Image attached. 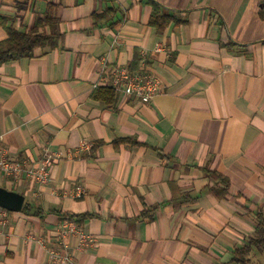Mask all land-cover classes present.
I'll list each match as a JSON object with an SVG mask.
<instances>
[{"label":"crops","instance_id":"obj_1","mask_svg":"<svg viewBox=\"0 0 264 264\" xmlns=\"http://www.w3.org/2000/svg\"><path fill=\"white\" fill-rule=\"evenodd\" d=\"M156 1L181 22L158 31L148 0H0L7 24L56 31L32 56L0 63L2 147L27 165L51 159L44 183L0 173L29 204L0 223V264H60L53 249L75 264H236L254 234L264 214V0ZM137 54L161 81L152 100L95 98ZM66 219L94 242L63 238ZM249 257L261 264L264 252Z\"/></svg>","mask_w":264,"mask_h":264},{"label":"trees","instance_id":"obj_2","mask_svg":"<svg viewBox=\"0 0 264 264\" xmlns=\"http://www.w3.org/2000/svg\"><path fill=\"white\" fill-rule=\"evenodd\" d=\"M148 2L152 9L149 17V24L155 27L158 31H162L170 21L181 22V19H179L177 14L178 11L170 10L156 0H148ZM263 11L264 9L262 12ZM42 21L43 18H40L37 24H40ZM0 23L5 27L7 32V37L0 40V63L32 56L35 47L51 43L53 34H56V31L47 34L40 32L35 28L31 31L18 30L12 24H7V19L4 16H0ZM141 60L142 57L137 54L132 63L129 64L130 69H139ZM117 93L118 92L110 84H106L96 87L93 96L103 102L114 103ZM128 139L129 138H123L120 139V141ZM130 140L133 141V139ZM225 181L226 179L222 180L224 186L215 187V192L218 196H224L227 193L228 184L227 181ZM28 209L29 204L24 203L21 210L27 211ZM247 241L248 242L245 243V245L235 249V255L230 262H235L236 264H248L250 261L249 256L253 249L258 250L259 252H264V214L261 212L257 214L254 234L250 236Z\"/></svg>","mask_w":264,"mask_h":264},{"label":"built area","instance_id":"obj_3","mask_svg":"<svg viewBox=\"0 0 264 264\" xmlns=\"http://www.w3.org/2000/svg\"><path fill=\"white\" fill-rule=\"evenodd\" d=\"M160 82V78L147 69L144 64H141L137 70L130 69L129 65H116L111 71L110 85L117 92L124 94L126 97H134L144 103L151 101L154 95L159 92ZM88 146L85 141L80 143V149H86ZM50 160V155H47L35 166L11 159L2 147V136L0 135V173L5 177L17 179L22 173L27 172L38 182L44 183L49 177L48 166ZM83 193V187L77 185L75 194L81 195ZM7 214V209L0 207V223L5 224L7 222ZM76 232L79 235V247L93 243L95 240L92 235L79 231L75 222L70 219H66L60 227V234L63 238ZM50 255L53 261L57 263L75 264L72 255L66 251L53 249L50 251Z\"/></svg>","mask_w":264,"mask_h":264},{"label":"water","instance_id":"obj_4","mask_svg":"<svg viewBox=\"0 0 264 264\" xmlns=\"http://www.w3.org/2000/svg\"><path fill=\"white\" fill-rule=\"evenodd\" d=\"M24 204V195L0 186V207L10 211H20Z\"/></svg>","mask_w":264,"mask_h":264},{"label":"rangeland","instance_id":"obj_5","mask_svg":"<svg viewBox=\"0 0 264 264\" xmlns=\"http://www.w3.org/2000/svg\"><path fill=\"white\" fill-rule=\"evenodd\" d=\"M261 264H264V258H263V260H262V263Z\"/></svg>","mask_w":264,"mask_h":264}]
</instances>
